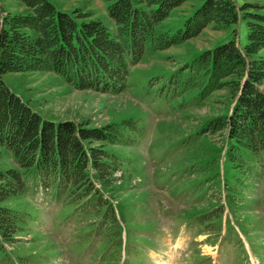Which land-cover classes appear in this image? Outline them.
<instances>
[{
  "label": "trees",
  "instance_id": "trees-1",
  "mask_svg": "<svg viewBox=\"0 0 264 264\" xmlns=\"http://www.w3.org/2000/svg\"><path fill=\"white\" fill-rule=\"evenodd\" d=\"M15 1L25 12L0 17V256L13 247L22 258L18 239L28 234L34 214L15 200L30 192L76 210L90 203L104 247L112 245L118 253L121 232L103 191L126 170L125 161L107 147L134 146L143 129L132 118L98 128L46 120L7 87L5 74L52 73L78 90L118 94L127 87L130 68L148 51H165L209 26L225 29L241 18L249 30L245 46L232 38L201 51L162 89L174 97L196 91L199 99L227 90L231 107L201 129L224 137L225 163L233 171L230 183L224 182L226 199L234 201L236 193L245 194L264 177V13H258L264 7L200 0L182 28L171 33L161 24L187 0H104L110 26L78 11H59L49 0Z\"/></svg>",
  "mask_w": 264,
  "mask_h": 264
},
{
  "label": "rangeland",
  "instance_id": "rangeland-1",
  "mask_svg": "<svg viewBox=\"0 0 264 264\" xmlns=\"http://www.w3.org/2000/svg\"><path fill=\"white\" fill-rule=\"evenodd\" d=\"M49 1L59 11H78L111 25L104 0ZM199 1L187 0L173 10L161 29L172 33L182 28ZM234 2L264 7V0ZM0 10V17L25 12L15 0H0ZM248 34L240 18L229 28L209 26L165 51H148L130 68L127 87L118 94L78 90L52 73L3 75L7 87L46 120L98 128L132 118L143 129L134 146L107 147L125 161L126 170L122 180L116 174V184L103 191L121 232L118 253L112 245L104 247L99 219L89 215L94 210L90 203L76 210L30 192L15 200L34 214L28 234L18 239V253L25 251L18 260V249L7 247L0 264H264V177L228 201L224 182L233 171L225 163L224 137L201 134L207 121L231 107L228 91L199 99L196 91L174 97L162 89L201 51L232 38L245 46ZM3 158L12 163L9 153L3 151Z\"/></svg>",
  "mask_w": 264,
  "mask_h": 264
}]
</instances>
